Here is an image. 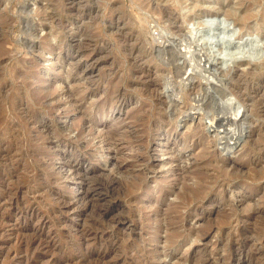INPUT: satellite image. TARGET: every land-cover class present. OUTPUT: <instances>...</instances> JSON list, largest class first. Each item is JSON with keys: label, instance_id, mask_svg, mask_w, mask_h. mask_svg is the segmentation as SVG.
Wrapping results in <instances>:
<instances>
[{"label": "rangeland", "instance_id": "374dc122", "mask_svg": "<svg viewBox=\"0 0 264 264\" xmlns=\"http://www.w3.org/2000/svg\"><path fill=\"white\" fill-rule=\"evenodd\" d=\"M0 236V264H264V0H0Z\"/></svg>", "mask_w": 264, "mask_h": 264}, {"label": "bare ground", "instance_id": "6f19581e", "mask_svg": "<svg viewBox=\"0 0 264 264\" xmlns=\"http://www.w3.org/2000/svg\"><path fill=\"white\" fill-rule=\"evenodd\" d=\"M21 4V3H20ZM50 6V5H49ZM165 8V7H164ZM206 13H209V11H206ZM212 18H216V17H220L221 20L223 21V25H226L225 22H228V16L227 14H225L223 17L222 16H217L215 13L211 14ZM218 19V18H217ZM232 21V20H231ZM233 22V21H232ZM221 23V22H219ZM236 24V23H235ZM216 25V23H215ZM220 26V24H218ZM228 25V24H227ZM192 27V26H191ZM218 27V26H217ZM223 27V26H222ZM236 27V25H235ZM224 28V27H223ZM227 28V27H226ZM239 30L237 32L236 35L232 33H230L231 30H229V32L227 33H230L228 35V37L231 39V40H234V44L233 45H226L224 46V48H221L223 49V51L220 50L219 53L223 54V59L226 60L228 58H231V57H237L239 56L242 51H243V48L240 47L239 45H241L242 43V40L244 39V37L248 36V37H253L252 34L250 33H243V31L241 30L242 28L239 27ZM203 29V28H202ZM224 30V29H223ZM228 30V29H227ZM192 31V30H190ZM193 32V31H192ZM163 34V33H162ZM205 34V33H203ZM183 35V34H181ZM216 35V34H215ZM166 36V34H165ZM203 36V35H202ZM201 36V37H202ZM159 37H163V36H159ZM176 37V36H175ZM171 38V37H167L164 38V39H159V42L162 43L164 46L165 45H168V44H172L173 47H174V50L176 51V53L174 54V56H176L175 59H180V62L179 63V67H185L187 66L188 68V72H195L197 74L200 75V78L202 77L204 79V81H200V84H203V85H208L211 83V78H213V74L214 72L211 71V69H215V72H218L219 70H221L220 67H216L214 62L211 61L210 59V56H209V53L207 51H204L203 47L201 46V44L199 43V41L197 39H195V35H187L186 33H184L183 37H178V38ZM204 37V36H203ZM158 38V37H157ZM156 38V40H157ZM229 39V40H230ZM252 39V38H251ZM256 39V38H254ZM257 40V39H256ZM172 42V43H171ZM255 42V41H254ZM220 49V48H219ZM246 51L245 52H248L249 54H258L260 52V49L256 48V47H253V45H250V46H247L246 47ZM173 50V51H174ZM174 51V52H175ZM244 53V51H243ZM176 61V60H175ZM173 62V61H172ZM262 68V67H261ZM220 72V71H219ZM213 75V76H212ZM217 75V74H216ZM179 84V83H178ZM221 86V85H220ZM209 87V86H208ZM224 87V86H223ZM205 88V87H204ZM232 88V87H231ZM239 92V91H238ZM254 93V92H253ZM174 94V93H173ZM173 97V96H172ZM220 101V100H218ZM221 104L227 106V107H235V111H226V112H222V114L218 115L217 116V119L219 121H223V124L225 126V122L227 123H236V122H240L243 118V111H244V104H242L233 94L231 96H228L225 100L223 99V101H221ZM247 105V104H246ZM258 105V104H257ZM198 109V108H197ZM184 112V111H183ZM197 112L196 111H193V112H190L188 113V117L189 119L191 118L190 121H194L195 120V117L196 115L192 114V113H195ZM203 113H200L197 114V117L198 119H204L203 118ZM171 116V115H170ZM186 119V118H185ZM216 119V121H218ZM216 121H208V130L211 129V131H213V133L215 135H218V138H219V141L222 140V138L224 137L223 134L225 133H230L231 136H235V130L234 128L232 127H229V126H226L224 127L223 129H217L215 128L216 125ZM219 125V124H218ZM222 132V133H221ZM220 134V135H219ZM236 146V145H235ZM235 146H232L230 148H233ZM73 167V172L77 173V168L75 166H72ZM12 189V188H11ZM84 195H86V192L84 193ZM83 195V196H84ZM3 198V197H2ZM54 198V197H53ZM61 204V203H60ZM13 205V204H12ZM15 213V211H14ZM15 215V214H14ZM20 216V215H19ZM19 218V217H18ZM2 219V218H1ZM46 219V218H45ZM119 219V218H118ZM42 225V224H41ZM1 237V236H0ZM51 240V239H50ZM37 241V240H36ZM24 244V243H23ZM22 246V245H21ZM29 246V245H28ZM45 247V246H44ZM49 247V246H48ZM45 249V248H44ZM14 250V249H13ZM14 252V251H13ZM5 254V253H4ZM13 254V253H11ZM37 254V253H36ZM16 255V254H15ZM38 255V254H37ZM20 256V255H19ZM25 257V256H24ZM16 259V258H15ZM30 259V257H29ZM32 260V259H31ZM24 261V260H23ZM15 262V261H14ZM19 262V261H18ZM26 262V260H25ZM20 263V262H19Z\"/></svg>", "mask_w": 264, "mask_h": 264}]
</instances>
